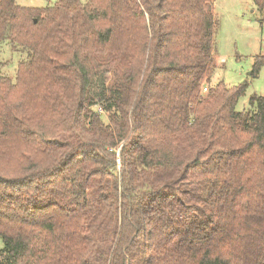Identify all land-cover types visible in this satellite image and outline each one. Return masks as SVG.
I'll return each mask as SVG.
<instances>
[{
    "label": "trees",
    "instance_id": "obj_1",
    "mask_svg": "<svg viewBox=\"0 0 264 264\" xmlns=\"http://www.w3.org/2000/svg\"><path fill=\"white\" fill-rule=\"evenodd\" d=\"M216 25L214 0H0L24 54L0 73V264H264V95L202 92Z\"/></svg>",
    "mask_w": 264,
    "mask_h": 264
},
{
    "label": "rangeland",
    "instance_id": "obj_2",
    "mask_svg": "<svg viewBox=\"0 0 264 264\" xmlns=\"http://www.w3.org/2000/svg\"><path fill=\"white\" fill-rule=\"evenodd\" d=\"M56 1L16 0L19 5L28 7L52 6ZM214 14L217 23L214 38L215 66L202 92L219 81L230 86L246 82V91L236 103L237 111L246 112L249 110L251 95H264V63L257 76H251L256 58L264 56V14L253 0H214ZM20 55L19 52L11 51L8 46L3 47L0 50V73L14 77L17 62L24 54ZM94 108L99 110L97 106ZM2 247L0 237V248Z\"/></svg>",
    "mask_w": 264,
    "mask_h": 264
},
{
    "label": "built area",
    "instance_id": "obj_3",
    "mask_svg": "<svg viewBox=\"0 0 264 264\" xmlns=\"http://www.w3.org/2000/svg\"><path fill=\"white\" fill-rule=\"evenodd\" d=\"M99 111H101V110L99 109Z\"/></svg>",
    "mask_w": 264,
    "mask_h": 264
}]
</instances>
